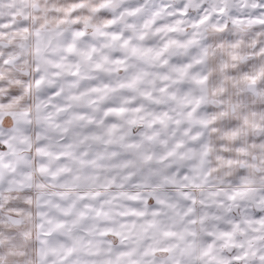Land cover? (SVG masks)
<instances>
[{
    "label": "clouds",
    "instance_id": "clouds-1",
    "mask_svg": "<svg viewBox=\"0 0 264 264\" xmlns=\"http://www.w3.org/2000/svg\"><path fill=\"white\" fill-rule=\"evenodd\" d=\"M0 264H264V0H0Z\"/></svg>",
    "mask_w": 264,
    "mask_h": 264
}]
</instances>
